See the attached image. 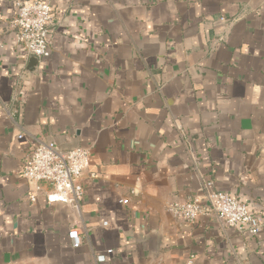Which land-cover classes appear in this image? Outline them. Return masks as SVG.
<instances>
[{
    "label": "crops",
    "instance_id": "0c3cea01",
    "mask_svg": "<svg viewBox=\"0 0 264 264\" xmlns=\"http://www.w3.org/2000/svg\"><path fill=\"white\" fill-rule=\"evenodd\" d=\"M14 1L0 0V264H264V0H50V55L32 67ZM38 141L89 149L77 208L21 176ZM214 192L261 231L167 211Z\"/></svg>",
    "mask_w": 264,
    "mask_h": 264
},
{
    "label": "built area",
    "instance_id": "2783aa9c",
    "mask_svg": "<svg viewBox=\"0 0 264 264\" xmlns=\"http://www.w3.org/2000/svg\"><path fill=\"white\" fill-rule=\"evenodd\" d=\"M14 8L15 15L9 25L17 44L27 55L47 59L50 55L47 38L53 25L51 1L37 0L27 4L15 0ZM89 157V149L60 152L54 144L38 141L24 159L21 176L36 185L35 191L40 190L41 184L52 187V191L45 195L49 204L65 203L77 208L83 195L82 176L89 166ZM90 177L94 178L92 174ZM167 211L187 224L200 217H215L239 233L253 236L262 229L259 219L244 204L221 192L208 194L205 203L197 197L185 201L171 200ZM103 225L107 226V223ZM68 237L74 247L80 244L76 229L69 230ZM106 253L110 254L112 250ZM95 260L103 263L105 255H97Z\"/></svg>",
    "mask_w": 264,
    "mask_h": 264
},
{
    "label": "water",
    "instance_id": "95a60500",
    "mask_svg": "<svg viewBox=\"0 0 264 264\" xmlns=\"http://www.w3.org/2000/svg\"><path fill=\"white\" fill-rule=\"evenodd\" d=\"M38 59L36 57L31 56L29 60L30 67L34 66L37 63Z\"/></svg>",
    "mask_w": 264,
    "mask_h": 264
}]
</instances>
